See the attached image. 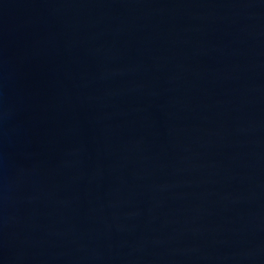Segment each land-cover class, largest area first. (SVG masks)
<instances>
[{"label": "water", "instance_id": "95a60500", "mask_svg": "<svg viewBox=\"0 0 264 264\" xmlns=\"http://www.w3.org/2000/svg\"><path fill=\"white\" fill-rule=\"evenodd\" d=\"M0 264H264V0H0Z\"/></svg>", "mask_w": 264, "mask_h": 264}]
</instances>
